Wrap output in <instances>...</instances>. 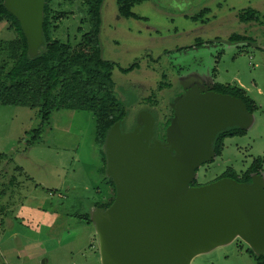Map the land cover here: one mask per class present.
<instances>
[{
    "label": "rangeland",
    "instance_id": "obj_1",
    "mask_svg": "<svg viewBox=\"0 0 264 264\" xmlns=\"http://www.w3.org/2000/svg\"><path fill=\"white\" fill-rule=\"evenodd\" d=\"M84 1L55 0L62 18L54 36L77 42L79 28L88 31ZM250 8L258 19L242 20ZM133 11L141 17L120 16L117 0L100 8L103 58L121 67L139 62L132 71L115 66L117 92L135 85L152 93L163 80L177 88L188 77L243 88L253 102L251 122L244 134L225 138L222 154L203 163L196 179L206 184L231 168L242 176L261 159L264 181V0H145ZM14 37L0 21V64ZM39 122L37 109L0 104V264H102L95 225L82 217L113 195L95 120L85 110H56L31 145ZM249 247L236 238L191 264H256Z\"/></svg>",
    "mask_w": 264,
    "mask_h": 264
},
{
    "label": "water",
    "instance_id": "obj_2",
    "mask_svg": "<svg viewBox=\"0 0 264 264\" xmlns=\"http://www.w3.org/2000/svg\"><path fill=\"white\" fill-rule=\"evenodd\" d=\"M46 0H4L20 21L28 53L45 43ZM101 57L102 47H101ZM165 141H152L151 123L131 131L117 121L105 140L106 174L116 195L91 220L99 236L102 264H191L199 254L236 238L264 253V181L222 177L192 185L197 169L216 155L218 134L246 129L247 104L231 94L190 88L171 104Z\"/></svg>",
    "mask_w": 264,
    "mask_h": 264
},
{
    "label": "trees",
    "instance_id": "obj_3",
    "mask_svg": "<svg viewBox=\"0 0 264 264\" xmlns=\"http://www.w3.org/2000/svg\"><path fill=\"white\" fill-rule=\"evenodd\" d=\"M145 0H117L118 11L124 18H139L140 15L133 11V7ZM103 0H85V18L82 22L89 24L87 32H82L79 41L73 42L56 37L53 30H57L59 24L56 19H61L54 8L55 0H46L44 9V38L45 43L40 48V53L30 57L28 44L20 21L0 0V21L5 20L9 29L15 33V37L8 40L4 48L7 51V60L0 64V104L30 107L38 110L40 122L37 127L31 129L33 133L29 144L36 143L41 132L51 124L53 113L56 110L72 109L85 110L92 114L95 123V143L102 154L106 172L105 140L110 128L117 121L125 118L130 112L134 97L125 94L121 96L116 90V82L113 77L114 62L101 57L100 41L98 33L101 24L100 8ZM259 12L256 9H246L240 14L242 20L251 21L258 19ZM239 40V36L234 38ZM136 65V64H135ZM122 68L129 71L135 67ZM217 92L231 94L241 98L252 111L253 102L246 95L243 88L231 84L217 83ZM170 118L163 122L166 127ZM245 130L233 126L221 131L214 143L217 155L222 154L226 137L242 135ZM262 160L257 159L242 176H238L234 169L225 171L221 177H231L238 181L250 182L252 173H260ZM261 174V173H260ZM106 182L113 187V195L106 202H96V207L108 208L114 201L116 187L113 179L106 176ZM192 185H200L194 179ZM81 217V216H80ZM89 222L91 212L82 216ZM249 253L253 255L256 264H264V253H257L249 247Z\"/></svg>",
    "mask_w": 264,
    "mask_h": 264
},
{
    "label": "flooded vegetation",
    "instance_id": "obj_4",
    "mask_svg": "<svg viewBox=\"0 0 264 264\" xmlns=\"http://www.w3.org/2000/svg\"><path fill=\"white\" fill-rule=\"evenodd\" d=\"M100 49H101V42H100ZM114 65L120 66V64L116 62H114ZM133 65H135V67L129 71H132L135 68L139 67V62H135L134 64H131L128 67H121V66L120 67L121 69L130 68ZM216 84L217 83L210 82L207 84L200 85L197 81H194L192 78L188 77L187 79L183 80L181 84H179L180 86L175 88L174 86L177 84L174 85V83H170V82L166 83L163 80L162 82L159 83V85H157L156 89L152 93L144 92L134 85L131 88L133 91L127 92V94L134 97V99L130 107V112L126 114L123 120H121L122 128L125 131H131L135 129L137 126H139L138 119L141 118L142 119L141 123H143L142 128L145 126L144 122L152 124V130L154 132L152 141H154L155 139H158L164 142L166 128L169 124L166 127H164L163 122L166 121L168 118H170V121H171V118L174 113V109L172 108L171 104L175 100V98L185 93L188 89L194 88V87L198 89L207 88L208 90H215ZM163 92H164V95H163ZM120 94L121 96L125 97L123 92H120ZM260 173H257V174H260ZM253 174L255 173H252L251 176H253Z\"/></svg>",
    "mask_w": 264,
    "mask_h": 264
}]
</instances>
